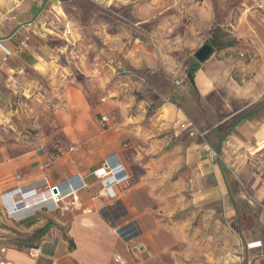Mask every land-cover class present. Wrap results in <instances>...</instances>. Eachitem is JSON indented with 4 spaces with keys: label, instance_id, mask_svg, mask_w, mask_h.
Masks as SVG:
<instances>
[{
    "label": "crops",
    "instance_id": "1",
    "mask_svg": "<svg viewBox=\"0 0 264 264\" xmlns=\"http://www.w3.org/2000/svg\"><path fill=\"white\" fill-rule=\"evenodd\" d=\"M94 1L116 5L112 0ZM64 17L60 0H0V118L10 120V129L20 128L21 98L42 95L44 82L43 92L60 91L66 100L64 113L53 109L59 113L60 136H47L43 144L27 150L0 153V181L6 179L11 188L42 179L54 185L78 174L87 184L70 192L63 203V232L45 236L36 253L31 247L4 248L0 263L264 264V185L230 183L233 170L226 173L220 158L225 138L239 148L250 145L254 154L264 152V82L240 93L246 104L227 116L235 120L225 132L212 125L203 130V137L190 136L180 126L190 123L194 114L189 113V93L173 81L178 73L181 81L186 78L197 62L195 88L185 79L186 88L206 100L221 87L224 75L209 65L215 51L203 63L189 61L190 48L194 54L207 36L194 39L192 46L172 44L169 53L156 57L149 51L142 56L139 42H123L112 57L117 64L108 61L93 68L96 56L77 55L81 46H89L86 42L75 45L49 26ZM61 37L66 41L62 48L49 44ZM121 63L131 64L140 80L147 73V80L141 83L136 74L117 76L107 91L117 97L93 108L73 70L94 76L106 87ZM225 72L227 76L228 69ZM122 80L130 88L121 95L114 87ZM134 88L143 98L137 99ZM97 112L111 115L117 129H104L94 117ZM208 147L217 159L205 153ZM111 154L129 176L117 186L114 199L99 194L102 185L93 175ZM245 244L250 247L240 258V245Z\"/></svg>",
    "mask_w": 264,
    "mask_h": 264
},
{
    "label": "rangeland",
    "instance_id": "2",
    "mask_svg": "<svg viewBox=\"0 0 264 264\" xmlns=\"http://www.w3.org/2000/svg\"><path fill=\"white\" fill-rule=\"evenodd\" d=\"M112 3L116 5L111 4L106 7L108 9L106 12L99 13V5L88 0H75V8H70L75 14L68 16L61 5L65 15L64 20L49 22L51 29L62 36L65 23L69 22L67 19L70 20L68 24L70 31L65 37H69L68 40L75 45L78 42H86L90 46L89 48L81 46L80 53L78 51L76 54L79 56L85 53L88 56H96L94 60L96 64L93 63V68L104 65L108 61L113 65L117 64L112 57L116 58L113 55L117 53L118 46L123 42H128L129 45H132L133 41L139 42L142 46V56L149 51L156 57L160 52L169 53L172 44L181 46L188 43L192 46L194 39L208 37L209 29L216 25L223 27L227 35L235 39L236 42L232 46L212 54L209 65L215 68L216 74L224 75L225 78L221 81V87L219 86L217 92L210 94L206 100L198 95L195 96L191 87L186 88L184 83L186 78L184 77L181 81V73H178L173 81V85L177 87L183 85V88L188 91L189 113H194L190 121L199 131L217 125L216 127L225 132L235 120V117L228 120L227 116L246 104L245 98L239 96L240 93L262 87L264 82V0H137L134 3L132 0H112ZM49 44L62 48L66 41L61 37L49 41ZM191 52L192 48L189 50L190 62L196 60ZM72 54L75 55L74 52ZM63 57V54H60V58L63 59ZM84 67L88 68L87 65ZM147 67L150 68L151 65ZM227 69L229 73L226 76ZM83 72L73 70L76 80L82 84V90L93 108L102 102L106 104L108 99L117 97L107 92L108 88L113 86L112 81L114 82L117 76L130 77L136 74L134 78L138 79L137 73L129 63L120 64L115 70V76L108 80L110 85L106 87L101 86V81L94 76H83ZM146 75H141V79L147 80ZM90 78L94 80L91 82ZM123 82L127 81L116 82L114 87L115 91L120 92L121 95L130 88L128 83V87L123 89L121 86ZM140 82L142 83V80ZM43 84L44 89L47 84L45 82ZM200 85H203L201 77ZM43 89L39 91L42 95L21 98L20 105L24 112L21 115L23 124L20 128L13 126L14 130H12L8 127L10 120L5 121L4 118H0L1 155H6L7 150L22 151L39 146L44 143L47 136H60L59 113L53 112V109L55 111L60 109L61 114L66 111L65 96L60 91L52 95L49 92H43ZM133 92L137 99L143 98L136 88ZM121 95L119 99L122 98ZM160 101L164 102L163 99ZM195 109L200 112L195 113ZM101 113H94V117L100 123L104 115L114 122L111 115ZM222 147L224 149L220 158L225 162L224 170L226 173L230 168L233 170L228 176L230 183L248 184L254 187L264 185V152L254 154L250 145H241L239 148L226 138ZM215 158L217 159V153ZM0 183V255L1 250L7 248V242L10 239H24L45 225L48 220L52 223L45 236L65 230L66 223L62 224L61 221L65 220L67 212H64L66 210H62V207L72 192L69 188L63 189L62 200L60 199L56 205L53 202L44 201L25 209L21 208L16 213L9 210L6 201L9 196L6 195L9 191L17 190L13 200L16 205H21L20 192L24 189V185L30 184L11 188L6 179ZM31 185L38 187L37 191L47 188L43 180L35 181ZM256 196L260 198V192H257Z\"/></svg>",
    "mask_w": 264,
    "mask_h": 264
},
{
    "label": "built area",
    "instance_id": "3",
    "mask_svg": "<svg viewBox=\"0 0 264 264\" xmlns=\"http://www.w3.org/2000/svg\"><path fill=\"white\" fill-rule=\"evenodd\" d=\"M68 24H69V22L65 23V30L63 32L64 36H67V34H69V31H70L68 28ZM33 33L34 32H32V34ZM27 39H29V34L26 35L19 42V46L22 47L24 44V41H26ZM141 80L143 82H145L144 79H141ZM121 84H122L121 86L123 89L128 87V82H123ZM101 124L104 128L117 129V126L115 125V123L112 122V120L109 119L106 115L101 117ZM180 126H181V128L185 129L190 136H193V135H199L200 137L204 136V132L199 131L191 122L187 123V124H181ZM74 149H75V147L72 146L69 148V151H72ZM207 154L211 158H214L216 156V152L209 147L207 148ZM93 175H94V178L96 180H98L102 185L99 194L103 195L104 197H106L108 199L116 198L117 197V192H116L117 186L124 184L129 178L128 174L126 173L124 166L122 165L121 161L119 160V158L116 154H111V155L105 157L103 159V161L100 163L99 167L93 172ZM77 177H78V174L73 175L72 177H70L64 181L57 183V184H54V185H51V186H48L46 180L42 179L44 186H47V188H45L43 191H37L36 189L38 187H34L35 190L37 191L36 194L38 197V200L35 201V204L36 203H42L43 201L40 202V200L42 199V195L48 194L50 199L52 200L53 204L56 205V203L60 199L62 200L61 197H62V191L64 188H69L70 191H78L82 188H85L87 186V184H85L82 180H80ZM26 186L27 185H24L23 188H27ZM53 189H56V191L53 192ZM17 192H18L17 190L16 191H14V190L9 191L6 196H9L10 201H12V199L14 198V195ZM24 201H25V199L22 197L21 203L23 204ZM247 247H250V245L249 244L240 245V254H239L240 258L242 257V253L244 251V248H247ZM30 252L36 253L37 252V246L31 247ZM0 264H9V263H0Z\"/></svg>",
    "mask_w": 264,
    "mask_h": 264
},
{
    "label": "trees",
    "instance_id": "4",
    "mask_svg": "<svg viewBox=\"0 0 264 264\" xmlns=\"http://www.w3.org/2000/svg\"><path fill=\"white\" fill-rule=\"evenodd\" d=\"M88 1H91L100 6L99 13H103V11L106 12L108 10L106 7L97 3L94 0H88ZM60 2L68 16L75 14L73 11L70 10V8H75V0H60ZM67 20L70 22L69 19ZM205 42L208 43L212 47V52H214L217 50H222L228 46H232L236 41L234 38H230L227 35L223 27L216 25L209 29L208 37L205 40ZM197 66H198V63L196 62L195 64L190 66L188 70L186 71V80L193 88H195L193 77H194V72ZM220 164H221V167L223 168V163L220 162ZM51 223L52 222L48 220L45 223V225L36 229L33 233H31V235H28L24 239H17V238L10 239L9 242H7V247H12V248H17V249L36 247L44 239Z\"/></svg>",
    "mask_w": 264,
    "mask_h": 264
},
{
    "label": "bare ground",
    "instance_id": "5",
    "mask_svg": "<svg viewBox=\"0 0 264 264\" xmlns=\"http://www.w3.org/2000/svg\"><path fill=\"white\" fill-rule=\"evenodd\" d=\"M31 185V184H30ZM28 185L27 188H24L22 191H21V196L25 199V201L23 202L22 205H16L15 204V201L12 199V202L9 201V198L6 199L7 201V205H8V208L10 211L12 212H16L18 210H20L21 208L22 209H25L29 206H33L35 205V201L38 200V197H37V191L35 190V188L33 187V185ZM37 197V198H36ZM52 202V200L50 199L49 195H42V199L40 200V202ZM16 208V209H15Z\"/></svg>",
    "mask_w": 264,
    "mask_h": 264
},
{
    "label": "water",
    "instance_id": "6",
    "mask_svg": "<svg viewBox=\"0 0 264 264\" xmlns=\"http://www.w3.org/2000/svg\"><path fill=\"white\" fill-rule=\"evenodd\" d=\"M211 53H212V47L208 43H204L194 53V57L198 62L202 63L210 56ZM55 191L56 189H53V192Z\"/></svg>",
    "mask_w": 264,
    "mask_h": 264
}]
</instances>
